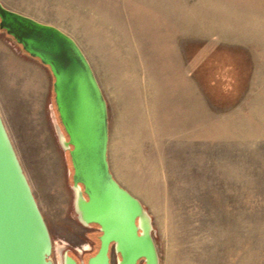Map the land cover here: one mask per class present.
Segmentation results:
<instances>
[{
	"label": "rangeland",
	"instance_id": "1",
	"mask_svg": "<svg viewBox=\"0 0 264 264\" xmlns=\"http://www.w3.org/2000/svg\"><path fill=\"white\" fill-rule=\"evenodd\" d=\"M2 1L84 52L108 105L111 172L152 217L160 264H264V113L255 103L264 58L252 59L254 47L185 40L164 9L141 0ZM191 1L217 21L208 37L264 36V0ZM239 72L247 83L230 100L222 89L239 86ZM53 82L0 32V112L47 223L51 260L63 264L67 252L86 264L101 232L78 219ZM110 257L120 260L113 247Z\"/></svg>",
	"mask_w": 264,
	"mask_h": 264
},
{
	"label": "water",
	"instance_id": "2",
	"mask_svg": "<svg viewBox=\"0 0 264 264\" xmlns=\"http://www.w3.org/2000/svg\"><path fill=\"white\" fill-rule=\"evenodd\" d=\"M0 30L54 79L61 137L73 168L75 209L83 226L99 227L100 246L86 264H160L152 217L114 178L108 159V105L77 42L58 27L0 2ZM53 243L0 112V264H53ZM63 264H78L67 252Z\"/></svg>",
	"mask_w": 264,
	"mask_h": 264
},
{
	"label": "crops",
	"instance_id": "3",
	"mask_svg": "<svg viewBox=\"0 0 264 264\" xmlns=\"http://www.w3.org/2000/svg\"><path fill=\"white\" fill-rule=\"evenodd\" d=\"M0 2L4 5L2 0H0ZM141 3L143 5L150 4L162 10L164 9V11H166L171 16L173 21H177V27L179 29V33L185 40L186 39L191 40L192 38H194L195 40L197 39L200 42L199 44H205L214 50L228 48V46L231 45L233 46V48L240 49L243 52L244 51L249 52L247 48L250 45H252L254 47V53H256L255 49L259 51L258 56H255L253 53L252 59L264 58V36L255 37L249 42H239V40L236 41V40L226 39L224 37H217L216 36L217 34H214L213 37L212 36L208 37L207 31H209V29L217 22V21L212 22L213 16L209 8H208L209 10L206 8H202V9L197 8L193 6L192 4L193 1L191 0H151V1L141 0ZM258 27H260V25H258ZM0 32L3 31L0 30ZM228 66L230 67V69L235 68V66L232 65L231 66L228 65ZM239 73L235 74V76L239 79V86L237 83L235 84L232 82L233 85L229 86V88L222 89V91L224 90L225 93L230 94L229 97L230 100L241 99L239 95L242 94L243 92L242 91L243 83L244 84L247 83L246 82L247 77L244 78V74H242V72L240 74ZM242 75L243 77H241ZM259 81L261 82V79H259ZM262 92L264 93V89L259 88L257 91L259 97ZM255 103H257V107L259 108L258 115L259 114L261 115V109L263 110L264 113V98L260 97L256 99ZM260 115L259 117L261 118Z\"/></svg>",
	"mask_w": 264,
	"mask_h": 264
},
{
	"label": "trees",
	"instance_id": "4",
	"mask_svg": "<svg viewBox=\"0 0 264 264\" xmlns=\"http://www.w3.org/2000/svg\"><path fill=\"white\" fill-rule=\"evenodd\" d=\"M19 48L21 49V47L19 46ZM21 51L24 53V54H26L22 49H21ZM27 55V54H26ZM225 97V96H224ZM226 97H230V94H228ZM99 249V248H98ZM98 251V250H97ZM97 251L93 254V255H95L96 253H97ZM92 255V256H93Z\"/></svg>",
	"mask_w": 264,
	"mask_h": 264
},
{
	"label": "flooded vegetation",
	"instance_id": "5",
	"mask_svg": "<svg viewBox=\"0 0 264 264\" xmlns=\"http://www.w3.org/2000/svg\"><path fill=\"white\" fill-rule=\"evenodd\" d=\"M92 226V225H91ZM99 228V227H98ZM70 256H72L74 259H76V257L75 256H73V255H70ZM76 261L78 262V260L76 259ZM78 264H80L79 262H78Z\"/></svg>",
	"mask_w": 264,
	"mask_h": 264
}]
</instances>
